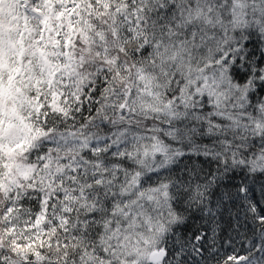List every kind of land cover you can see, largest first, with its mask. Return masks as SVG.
Here are the masks:
<instances>
[{
	"label": "snow or ice",
	"instance_id": "6c2138e0",
	"mask_svg": "<svg viewBox=\"0 0 264 264\" xmlns=\"http://www.w3.org/2000/svg\"><path fill=\"white\" fill-rule=\"evenodd\" d=\"M0 264H264V0H0Z\"/></svg>",
	"mask_w": 264,
	"mask_h": 264
}]
</instances>
